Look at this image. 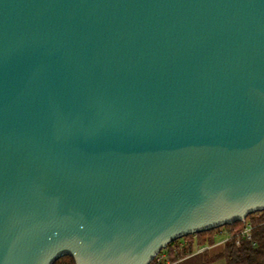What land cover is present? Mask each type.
<instances>
[{
  "label": "water",
  "instance_id": "95a60500",
  "mask_svg": "<svg viewBox=\"0 0 264 264\" xmlns=\"http://www.w3.org/2000/svg\"><path fill=\"white\" fill-rule=\"evenodd\" d=\"M264 210V0H0V264H149Z\"/></svg>",
  "mask_w": 264,
  "mask_h": 264
},
{
  "label": "trees",
  "instance_id": "16d2710c",
  "mask_svg": "<svg viewBox=\"0 0 264 264\" xmlns=\"http://www.w3.org/2000/svg\"><path fill=\"white\" fill-rule=\"evenodd\" d=\"M248 225H251V240L244 236H241L239 243L234 239H228L222 243L218 251L213 252L212 248L216 246L221 230L240 234ZM181 238L185 241L179 242ZM181 238L171 242L157 256L167 250L170 264H212L217 260H224L225 264H264V210L248 214L244 221L238 220ZM205 246L207 247L203 250L197 251ZM157 256L149 264H167L164 260L158 263ZM53 264L76 263L71 255H64Z\"/></svg>",
  "mask_w": 264,
  "mask_h": 264
},
{
  "label": "built area",
  "instance_id": "2783aa9c",
  "mask_svg": "<svg viewBox=\"0 0 264 264\" xmlns=\"http://www.w3.org/2000/svg\"><path fill=\"white\" fill-rule=\"evenodd\" d=\"M220 232H221V235L222 234H225V235H224V237L221 240L219 239L216 242V244L223 243L224 241H226L228 239H234L236 243H239L241 236H244V237H246L249 240H251V238H252V235H251V225L246 226L245 229L240 234H231V233H227L226 231H223V230H221ZM206 247L207 246L201 247L197 251L203 250ZM162 257H163V254L162 253L159 256H157L158 263H161L164 260L167 264H170L169 256L168 255L166 257L167 259L162 258Z\"/></svg>",
  "mask_w": 264,
  "mask_h": 264
},
{
  "label": "rangeland",
  "instance_id": "374dc122",
  "mask_svg": "<svg viewBox=\"0 0 264 264\" xmlns=\"http://www.w3.org/2000/svg\"><path fill=\"white\" fill-rule=\"evenodd\" d=\"M224 235H225V234H222V235L219 237V239L221 240V239L224 237ZM186 236H188V235H186ZM184 241H185V240H184L183 238H181V239L179 240V242H184ZM221 245H222V243L216 244V246H214V247L212 248V249H213V252L218 251V250L220 249ZM162 254H163V257H162V258L167 259V258H166L167 255H168L167 250H164ZM183 257H184V256H183ZM181 258H182V257H181ZM169 261H170V259H169ZM170 262H171V261H170ZM212 264H225V263H224V260H217V261L213 262Z\"/></svg>",
  "mask_w": 264,
  "mask_h": 264
}]
</instances>
